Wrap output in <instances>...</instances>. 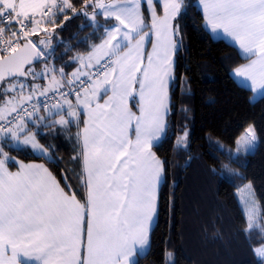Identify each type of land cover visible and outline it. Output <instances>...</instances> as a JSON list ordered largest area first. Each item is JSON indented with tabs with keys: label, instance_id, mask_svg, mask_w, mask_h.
I'll list each match as a JSON object with an SVG mask.
<instances>
[{
	"label": "snow or ice",
	"instance_id": "snow-or-ice-1",
	"mask_svg": "<svg viewBox=\"0 0 264 264\" xmlns=\"http://www.w3.org/2000/svg\"><path fill=\"white\" fill-rule=\"evenodd\" d=\"M156 2L84 0L78 11L72 0H0V264H138L135 257L149 244L165 171L152 147L167 127L180 34L173 21L184 7L183 0H163L158 15ZM199 2L207 27L230 37L248 61L235 75L250 81L253 91L264 89V0ZM69 9L93 24L102 15L108 23L101 41L72 57L78 67L70 76L47 62L35 71L31 65L44 55L40 45L51 40L37 44L31 37L47 34L60 15L67 21ZM14 25L18 30H10ZM28 77L48 83L27 84ZM81 117V150L73 159L81 166L75 178L83 199L43 165L21 164L16 172L5 166L11 158L2 144L10 141L48 155L37 139L40 127L70 126L73 118L79 127ZM186 140L187 133L177 143ZM256 141L250 125L235 140V152L222 146L215 151L236 163L232 157L249 152ZM222 167L238 175L229 164ZM261 218L251 203L246 231L258 226L264 233ZM256 252L264 258V248Z\"/></svg>",
	"mask_w": 264,
	"mask_h": 264
},
{
	"label": "trees",
	"instance_id": "trees-1",
	"mask_svg": "<svg viewBox=\"0 0 264 264\" xmlns=\"http://www.w3.org/2000/svg\"><path fill=\"white\" fill-rule=\"evenodd\" d=\"M72 3L79 11L84 0ZM183 4L174 20L180 34L167 127L152 147L164 161L165 171L148 249L136 260L138 264H264L255 254L264 245V233L258 226L246 231L247 221L236 198V189L250 182L260 205L259 224L264 225V94L251 100V90L230 74L246 59L234 45L209 34L197 0H183ZM66 14L67 21L60 15L55 26L48 25L47 34L31 37L37 44L41 39L51 40L47 47L40 45L44 55L31 66L35 71L40 72L47 62L69 75L78 64L72 57L86 54L102 39L108 23L104 17L97 15L93 24L83 13L74 15L69 9ZM26 83L44 86L48 80L28 77ZM248 125L256 130V147L251 153L232 157L237 162L230 163L215 149L222 146L225 152H235V140ZM39 132L38 142L49 149L48 155L7 144H2L3 151L22 161L43 163L61 186L71 184L83 199L75 178L81 166L73 159L79 152L76 121L64 127L41 126ZM185 133L186 143L178 144ZM223 164L238 175L227 172Z\"/></svg>",
	"mask_w": 264,
	"mask_h": 264
},
{
	"label": "rangeland",
	"instance_id": "rangeland-1",
	"mask_svg": "<svg viewBox=\"0 0 264 264\" xmlns=\"http://www.w3.org/2000/svg\"><path fill=\"white\" fill-rule=\"evenodd\" d=\"M198 2H199V0H197V4H198ZM162 3H163V0H158V2H156L155 4H154V6L156 7V9H157V13L159 12V10H160V8H162ZM199 6V5H198ZM147 3L145 2L144 3V5H143V11H144V15H145V17L147 18V21L149 20V17H148V12H147ZM102 16V15H101ZM103 17V16H102ZM96 21H97V17H96ZM90 22H92L91 20H90ZM93 23V22H92ZM96 23V22H95ZM211 32H212V30H211ZM213 33V32H212ZM213 35L214 36H218V37H221V36H225L222 32H220V31H218V32H216V33H213ZM226 37V36H225ZM228 39H230V41H232L234 44V46L237 48V50L240 52V49H239V47H238V45H236L235 44V42L230 38V37H227ZM101 41V40H100ZM100 41H98L97 43H99ZM240 54L242 55V53L240 52ZM243 56V55H242ZM248 61L246 60L245 62H244V64H246ZM243 64V63H242ZM78 67V64H77V66L69 73V76L71 75V73H73L75 70H76V68ZM230 74H231V76H232V78L239 84V85H242L243 87H246V88H248L249 90H251V100L252 101H254V100H256L257 98H259L260 96H262L263 94H264V89H257V90H255V91H253L252 90V88H251V82L250 81H245V79L243 78V77H237L236 75H235V72H234V70H232L231 72H230ZM21 80H24V79H21ZM25 83H26V80H25ZM248 126H250V125H248ZM247 126V127H248ZM251 126H253V125H251ZM246 127V128H247ZM245 128V129H246ZM244 129V130H245ZM244 132V131H243ZM243 132H242V134H243ZM241 134V135H242ZM240 135V136H241ZM239 136V137H240ZM238 137V138H239ZM256 144H257V141H256ZM256 144H255V146L249 151V152H247V153H251V152H253V150L255 149V147H256ZM7 145H11V146H14V147H16V148H24L25 146H23V145H20V144H12L10 141H9V143H7ZM27 147H30V146H27ZM31 148V147H30ZM235 148H236V145H235ZM32 149V148H31ZM36 153H39V151H36V150H34ZM247 153H244V152H241L240 154H247ZM236 198H237V200H238V203H239V205H240V207H241V210H242V212H243V214H244V216H245V219H246V221H247V211H248V207L250 206V204L251 203H254L255 204V206H256V209H257V211L260 213V205H259V202H258V200H257V198L255 197V194H254V191H253V188H252V184L250 183V182H245V183H243L242 185H240L237 189H236ZM249 201L250 202V204L249 205H246L245 204V201ZM247 223H248V221H247ZM261 248H264V245H262V246H260V247H258V248H256L255 249V254H256V257H258L259 259H261L262 261H263V263H264V258H260L258 255H257V252H256V250L257 249H261Z\"/></svg>",
	"mask_w": 264,
	"mask_h": 264
},
{
	"label": "crops",
	"instance_id": "crops-1",
	"mask_svg": "<svg viewBox=\"0 0 264 264\" xmlns=\"http://www.w3.org/2000/svg\"><path fill=\"white\" fill-rule=\"evenodd\" d=\"M198 7H199V10H200V12L202 13V16H203V25H204V27H205V29L209 32V34L213 37V38H220V39H223V40H225L226 42H228V43H230V44H234L232 41H230V39H228L227 37H225V36H221V37H216V36H214L213 35V33L211 32V29L209 28V27H207V25L205 24V21H204V13H203V8H202V5L200 4V2H198ZM158 15H163V10H162V8H160V10H159V12H158ZM173 24H174V21H173ZM146 31L148 30V29H145ZM146 49H147V51H151V43H146ZM238 53L240 54V52L238 51ZM241 55V54H240ZM242 56V55H241ZM243 57V56H242ZM244 58V57H243ZM172 59H173V71H174V53H173V57H172ZM145 63H147V60L145 59ZM244 64V63H243ZM236 69V68H235ZM234 69V70H235ZM173 75V74H172ZM105 99H106V97H104ZM103 101L101 100V103H102ZM170 106V105H169ZM133 111H138L136 108H135V110L133 109ZM168 113H169V111H168ZM40 115H41V113H40ZM44 115V114H43ZM168 115V114H167ZM166 118H167V116H166ZM54 119H59V116H57L56 118H54ZM83 119H84V117H81L80 118V122H79V127H78V131L81 129V128H83ZM73 120L74 121H76L74 118H73ZM77 123V122H76ZM166 131V130H165ZM164 134H165V132L162 134V136H161V138L159 139V140H157V141H154L153 142V145H155L156 143H158L162 138H163V136H164ZM133 138H134V134H133ZM78 145H79V151L81 150V144L78 142ZM153 151V150H152ZM5 153H7V155L11 158V159H9L7 162H6V167L8 168V170L9 171H11V172H16V171H18L19 170V167H20V165L21 164H24V165H29V164H35V165H43L45 168H47L48 169V167L46 166V165H44L43 163H39V162H35V161H22V160H19V159H17V158H15V157H13V156H11L10 155V153L8 152V151H4ZM9 162H11L12 164H13V167H10L9 166ZM49 170V169H48ZM50 171V170H49ZM51 172V171H50ZM53 175V174H52ZM54 176V175H53ZM162 178H163V175H162V177H161V180H160V183H159V185H158V187H157V204H158V192H159V187H160V184H161V182H162ZM83 197H84V192H83ZM155 219H156V215L154 216V218H153V221H152V224H151V227H150V231H151V229H152V227H153V225H154V223H155ZM149 245V244H148ZM148 245H147V247L144 249V250H142V251H139V254H138V256H140V255H142V254H144L146 251H147V249H148ZM137 256V257H138ZM137 257H135V259H137Z\"/></svg>",
	"mask_w": 264,
	"mask_h": 264
},
{
	"label": "built area",
	"instance_id": "built-area-1",
	"mask_svg": "<svg viewBox=\"0 0 264 264\" xmlns=\"http://www.w3.org/2000/svg\"><path fill=\"white\" fill-rule=\"evenodd\" d=\"M18 28H19V25H14L10 30H18ZM7 38H8V33L5 34V39H7ZM22 41L23 40H21L20 42L22 43ZM40 99H41V101H43L44 98L41 97ZM71 99L73 101H75V96H72ZM41 110H43V109H41Z\"/></svg>",
	"mask_w": 264,
	"mask_h": 264
},
{
	"label": "water",
	"instance_id": "water-1",
	"mask_svg": "<svg viewBox=\"0 0 264 264\" xmlns=\"http://www.w3.org/2000/svg\"><path fill=\"white\" fill-rule=\"evenodd\" d=\"M22 43H24V41H23ZM41 60H42V56H41L39 59H37L36 61H34V63H33L31 66H33V65H35V64H38V63H40V62H41ZM19 79H24V78H23V77H21V78H19Z\"/></svg>",
	"mask_w": 264,
	"mask_h": 264
}]
</instances>
